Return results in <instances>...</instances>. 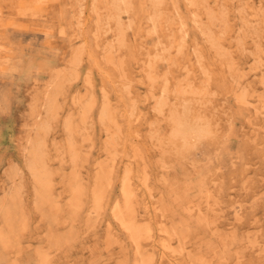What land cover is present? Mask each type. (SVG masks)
<instances>
[{
	"label": "rangeland",
	"instance_id": "rangeland-1",
	"mask_svg": "<svg viewBox=\"0 0 264 264\" xmlns=\"http://www.w3.org/2000/svg\"><path fill=\"white\" fill-rule=\"evenodd\" d=\"M0 264H264V0H0Z\"/></svg>",
	"mask_w": 264,
	"mask_h": 264
}]
</instances>
